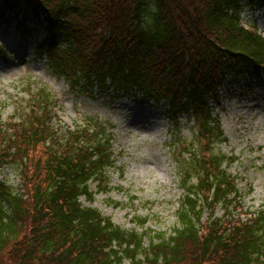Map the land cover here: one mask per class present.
<instances>
[{"label": "trees", "instance_id": "1", "mask_svg": "<svg viewBox=\"0 0 264 264\" xmlns=\"http://www.w3.org/2000/svg\"><path fill=\"white\" fill-rule=\"evenodd\" d=\"M241 9L240 0H0V24L44 30L36 51L72 89L137 93L174 125L192 117L208 145L223 139L208 106L223 77L264 70V37L243 26ZM27 96L21 116L0 121V169L15 166L21 186L0 180V264H264V205L246 219L212 213L237 195L222 166L233 157L194 151L177 162L170 233L150 234L137 217L140 232L123 229L79 201L92 198L91 181L109 189L107 126L57 134L53 96L43 87Z\"/></svg>", "mask_w": 264, "mask_h": 264}, {"label": "rangeland", "instance_id": "2", "mask_svg": "<svg viewBox=\"0 0 264 264\" xmlns=\"http://www.w3.org/2000/svg\"><path fill=\"white\" fill-rule=\"evenodd\" d=\"M240 3L241 23L264 36V6L257 0ZM14 23L11 20L9 26L0 24V121L21 116L29 91L43 87L55 100L52 126L57 134L77 127L91 128L95 123L106 125L110 133L108 143L114 163L106 170L109 189L98 192L96 182L91 181L89 187L94 194L91 199L80 196L82 205L96 208L123 229L140 232L135 224L137 217L146 219L142 229L150 234L170 233L176 225L182 196L177 162H183L194 151L201 157L212 151L234 158L222 166L233 177L237 195L229 196L226 208L216 204L213 216L231 213V217L246 219L264 205L263 69L223 77L217 103L211 99L208 102L223 139L211 138L206 145L192 117L181 114L178 126L174 125L164 107L144 101L137 93L98 95L95 89H72L36 51L35 41L44 35V30L22 35ZM27 24L33 26L30 20ZM0 180L14 192L21 187L13 165L0 169ZM209 211L203 208L201 221Z\"/></svg>", "mask_w": 264, "mask_h": 264}]
</instances>
